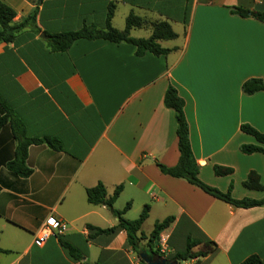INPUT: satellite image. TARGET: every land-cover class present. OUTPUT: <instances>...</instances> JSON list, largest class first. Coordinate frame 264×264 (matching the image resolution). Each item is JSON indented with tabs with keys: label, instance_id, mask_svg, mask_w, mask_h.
<instances>
[{
	"label": "crops",
	"instance_id": "crops-1",
	"mask_svg": "<svg viewBox=\"0 0 264 264\" xmlns=\"http://www.w3.org/2000/svg\"><path fill=\"white\" fill-rule=\"evenodd\" d=\"M15 17L34 15V27L0 43V264H148L147 240L136 250L123 230L97 234L88 227L118 224L103 205H91L86 190L101 183L107 198L122 190L115 210L130 207L123 218L139 217L149 207L137 234L151 233L156 222L172 218L160 232L167 257L188 243L200 256L174 264H240L250 255L264 263V207L234 208L160 172L177 164L174 112L164 106L169 86L184 102L189 142L198 178L234 199H262L264 192L242 187L255 172L264 187V155L243 154L255 144L241 132L248 125L264 134V91L245 95L242 84L264 83V22L231 13L234 7L264 12V0H0ZM121 32L129 14L144 19L133 38H148L152 25L167 23L174 40L158 44L166 56L134 55V47L104 40H77L65 52L50 48L49 36L83 27ZM144 31V35L138 32ZM50 137L61 144L27 149L28 177L14 175L19 141ZM229 168L217 177L213 167ZM65 230L43 244L44 225ZM170 261V260H169Z\"/></svg>",
	"mask_w": 264,
	"mask_h": 264
},
{
	"label": "trees",
	"instance_id": "trees-1",
	"mask_svg": "<svg viewBox=\"0 0 264 264\" xmlns=\"http://www.w3.org/2000/svg\"><path fill=\"white\" fill-rule=\"evenodd\" d=\"M231 13L241 18H252L259 22H264V12L251 11L248 9L234 7ZM15 17L14 11L0 2V43L11 42L15 38V34L25 28L34 27V15L28 16L22 23L18 25H10L11 20ZM113 17V9L108 8L104 29H96L92 27H83L77 31L65 32L49 36L50 48L55 52H65L70 46L77 40H104L114 44H128L134 47V55L136 57H142L146 53H150L154 56H166L172 49H165L160 47L158 41L160 40H174L176 34L171 30L170 26L165 22H158L152 25V33L146 38H133L129 35V31L132 28H141L146 24L144 19L129 14L125 19V28L119 32L111 27V19ZM241 90L245 95H252L257 92L264 91V83L258 79H250L245 81ZM164 106L174 112L176 129L175 134L177 137V148L179 153L178 162L175 166L167 168L163 165L157 164L156 166L160 172L164 175L170 176L176 179H182L192 186L197 187L205 194L224 202L234 208L238 209H250L255 207H264V196L262 199L254 200L249 198L234 199L231 195V186L225 193L210 187L203 183L198 178V165L196 164L189 142V130L186 118L184 115V102L178 96L176 89L169 86L164 94ZM8 119H12L11 125L18 124V120L13 117L12 114L6 115L0 118V129L7 122ZM241 132L251 136L255 144L242 145L240 151L243 154L250 155L259 153L264 155V134H261L251 128L248 125L240 126ZM46 144L54 151H61L62 147L57 139L44 137L42 139H28L24 138L19 141L14 160L8 164L9 170L17 176L28 177L31 171L26 167L27 149L30 145ZM213 173L217 177L228 176L232 173L229 168L214 166ZM242 187L247 191L264 192V187L261 185L260 177L255 172H250L245 181L242 183ZM122 190V186H118L114 189L112 195L107 198L106 190L101 183L86 190V200L91 205H103L111 214L117 218L118 224L116 227L109 229H97L88 227L90 230H94L97 234H112L117 230H123L126 234L127 243L132 249L136 250L137 243L140 240H147L146 246L149 251H153L154 245L159 241L160 232L166 229L172 222V218H166L163 221L156 222L151 233L146 237L143 234L137 235L140 231L141 225L146 220L149 207L144 206L139 217L135 220L128 221L123 218V214L130 207L127 204L122 210H115L113 204L116 201ZM195 246L194 243H188L185 250L182 253H177L172 257H169L170 261H186L188 259L204 256L199 252H191V249ZM0 252H2L0 250ZM240 264H264L257 255H250L245 258Z\"/></svg>",
	"mask_w": 264,
	"mask_h": 264
},
{
	"label": "built area",
	"instance_id": "built-area-1",
	"mask_svg": "<svg viewBox=\"0 0 264 264\" xmlns=\"http://www.w3.org/2000/svg\"><path fill=\"white\" fill-rule=\"evenodd\" d=\"M65 230L63 224H56L55 227L49 225H44L40 230V235L37 237V243L43 244L50 236H58ZM159 253L164 257H167V245L166 240L163 237H159Z\"/></svg>",
	"mask_w": 264,
	"mask_h": 264
},
{
	"label": "rangeland",
	"instance_id": "rangeland-1",
	"mask_svg": "<svg viewBox=\"0 0 264 264\" xmlns=\"http://www.w3.org/2000/svg\"><path fill=\"white\" fill-rule=\"evenodd\" d=\"M140 35H144L145 32L144 31H140L138 32ZM159 242L157 241V243L154 245V249L153 251H147L146 254V259L148 261V264H160V263H164V264H174L171 261H169L170 259L168 257H164L162 254L159 253V246H158Z\"/></svg>",
	"mask_w": 264,
	"mask_h": 264
},
{
	"label": "water",
	"instance_id": "water-1",
	"mask_svg": "<svg viewBox=\"0 0 264 264\" xmlns=\"http://www.w3.org/2000/svg\"><path fill=\"white\" fill-rule=\"evenodd\" d=\"M160 264H164V263H160Z\"/></svg>",
	"mask_w": 264,
	"mask_h": 264
}]
</instances>
